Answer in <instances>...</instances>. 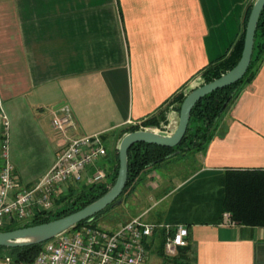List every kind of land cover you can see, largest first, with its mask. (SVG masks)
<instances>
[{
	"label": "crops",
	"instance_id": "obj_1",
	"mask_svg": "<svg viewBox=\"0 0 264 264\" xmlns=\"http://www.w3.org/2000/svg\"><path fill=\"white\" fill-rule=\"evenodd\" d=\"M256 1L0 0V101L21 183L36 184L55 164L66 140L52 122L67 110L70 137L102 135L110 171L120 132L227 54ZM169 120L177 125L176 112ZM191 154L195 164L180 157L142 174L144 206L128 221L152 214V223L186 226L189 264H264V228L224 211L227 171L264 170V64L206 149Z\"/></svg>",
	"mask_w": 264,
	"mask_h": 264
},
{
	"label": "trees",
	"instance_id": "obj_2",
	"mask_svg": "<svg viewBox=\"0 0 264 264\" xmlns=\"http://www.w3.org/2000/svg\"><path fill=\"white\" fill-rule=\"evenodd\" d=\"M253 6L249 7L244 23V31L237 42L232 46L227 54L199 72L202 78L200 86L211 83L231 71L239 63L244 50L245 34L248 20ZM264 64V9L258 22L254 51L250 66L245 76L231 86L216 90L200 100L191 112V117L187 132L179 145L173 148L161 147L154 144L136 143L128 151V181L121 194L123 196L130 190H134L136 184L142 179V174L160 166L162 163L173 158L186 156L187 152L204 151L208 145L212 133L222 115L228 111L238 99L241 92L250 86L257 77ZM188 84L177 91L170 99L165 101L157 111L138 125H130L120 132V139L124 135L144 129L163 128L170 124L169 114L176 112L179 114L181 105L186 96L193 91ZM3 136L0 130V145ZM180 155V156H178ZM119 148L116 149V164L108 172L107 182L85 185L80 190L70 189L68 195H62L58 199L60 203L50 211L37 213L29 222L24 224L13 223L0 232H9L17 229L47 223L86 207L103 197L115 184L119 172ZM1 166V163H0ZM121 196L119 198H121ZM118 198V199H119ZM117 199V200H118ZM117 200L108 206L104 211L94 217L79 223L77 229L84 225L98 226V220L111 211ZM224 211L231 214L233 220L240 225L252 228H264V170H229L226 173V188ZM161 238V246L156 253L173 264H189L187 258L194 255L191 246L180 248L177 256L170 257L165 252L164 233L158 235ZM43 244L30 245L20 248L0 247V257L9 255L20 264H32L39 252L44 247Z\"/></svg>",
	"mask_w": 264,
	"mask_h": 264
},
{
	"label": "built area",
	"instance_id": "obj_3",
	"mask_svg": "<svg viewBox=\"0 0 264 264\" xmlns=\"http://www.w3.org/2000/svg\"><path fill=\"white\" fill-rule=\"evenodd\" d=\"M201 83V77L195 78L185 93ZM142 123L131 121L129 125L142 127ZM52 126L66 143L43 178L34 185H24L11 161L10 124L0 101V130L3 136L0 145V230L13 223H27L37 213L52 210L59 191L68 184L107 182L108 172L96 166L108 155L102 135L70 137L69 133L76 128L70 110L56 115ZM169 128L170 125L155 130L169 133ZM145 218V214L136 217L114 230L99 225L71 229L45 242L32 264H146L151 246L161 233H164L165 252L170 257L177 256L180 248L189 245L186 226L155 224ZM0 264L20 263L6 255L0 257Z\"/></svg>",
	"mask_w": 264,
	"mask_h": 264
},
{
	"label": "water",
	"instance_id": "obj_4",
	"mask_svg": "<svg viewBox=\"0 0 264 264\" xmlns=\"http://www.w3.org/2000/svg\"><path fill=\"white\" fill-rule=\"evenodd\" d=\"M263 9L264 0H257L248 20L244 50L237 66L221 78L191 91L182 103L179 114L176 113L177 125L172 127L169 124V133L147 129L124 135L119 145L120 164L117 180L103 197L65 217L14 231L0 232V247L20 248L43 244L104 211L121 196L126 187L129 172L128 151L134 144L147 143L167 148L179 145L187 132L191 112L195 105L212 92L236 84L247 73L252 60L256 30Z\"/></svg>",
	"mask_w": 264,
	"mask_h": 264
},
{
	"label": "rangeland",
	"instance_id": "obj_5",
	"mask_svg": "<svg viewBox=\"0 0 264 264\" xmlns=\"http://www.w3.org/2000/svg\"><path fill=\"white\" fill-rule=\"evenodd\" d=\"M163 127H165V125H163ZM51 138H53V134H51ZM193 152H198V151H192V152L189 151L186 153L187 155L185 157L183 156L182 159L188 160L192 164H195L197 162V158H195L194 155L191 154ZM178 156H180V155H178ZM178 158L175 157L173 159H178ZM104 160L102 159L99 162H97V164L99 163V165H100V167L99 166H97V167L104 169L107 172H109V163L106 162V164H105ZM31 167H32V170L35 169V164H34L33 160H32ZM167 167L168 166H166L165 169ZM163 169H164L163 167L157 168L156 169L157 174L162 175ZM85 185L86 184L83 181L82 183H78V184L71 183L70 186L67 188H63V189L61 188L62 191H60L58 193L56 201H58L60 196L68 195L70 193V189L73 188L75 190H80ZM142 190H143L142 184L140 182H138L136 184L134 190H130L129 192H127L126 194L121 196V198H119L117 200L114 208L111 211H109L108 213H106L105 215H103L98 220L99 226L104 227L106 229L114 230V229L118 228L121 224L128 222V220L131 219L132 217H135L136 215H138L141 212V210L143 209L144 205H142V204L145 202V200H144L145 195L143 193L144 190L143 191ZM58 203H60V202L58 201ZM146 204L148 205L147 201H146ZM58 205L59 204H57V202H55L54 207L58 206ZM145 220L150 222V223L155 221L153 219L152 214L147 215ZM161 244H162L161 238L158 237V235H157L155 238L154 244L151 246L150 254H149L148 261L146 264H173V263L166 261V259H164L163 257H160L156 253L157 248H159L161 246ZM190 263H192L191 260H190Z\"/></svg>",
	"mask_w": 264,
	"mask_h": 264
}]
</instances>
